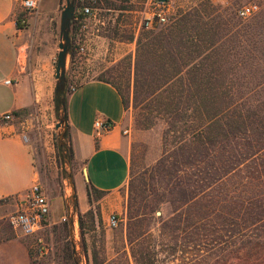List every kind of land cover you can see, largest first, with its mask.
<instances>
[{
  "label": "trees",
  "instance_id": "trees-1",
  "mask_svg": "<svg viewBox=\"0 0 264 264\" xmlns=\"http://www.w3.org/2000/svg\"><path fill=\"white\" fill-rule=\"evenodd\" d=\"M80 7L76 2L75 16L78 17L74 16V22H79L78 18L83 16L78 11ZM207 15V6L177 11L168 25L136 36L134 86L154 83L149 95L160 97L156 109L168 117L169 129L176 137L173 151L164 155L163 163L170 179L174 178L169 182L177 194L161 200L168 202L172 209L165 217L162 212L159 214L158 230L163 235L175 231L183 235L180 258L185 257L184 244L189 235L195 264H209L211 260L215 264H264V132L258 133L260 123L264 129V121H259L257 107L237 101H214L213 98L229 90L219 86L221 77L213 68L224 55L220 54L218 40L212 36L214 32L208 31L204 18ZM16 20L23 26L19 16ZM68 53L73 61V42ZM209 66L211 69L207 70ZM99 79L117 88L126 108L121 87L113 80ZM71 85L66 79L63 87L54 89L57 115L62 110L67 116V94L72 90ZM175 97H187L190 102L181 103L173 100ZM67 135L68 129L64 137ZM57 149L63 160H72L71 144H57ZM188 165L197 167L192 179L186 171ZM87 191L89 198L93 192L101 195V191L90 184ZM149 214L147 210L130 213L128 242L133 241L134 227L141 230L137 237L148 231L141 222ZM86 215L94 225L100 211L95 214L91 207L84 213L78 212L81 239H84ZM176 246L177 240L172 253L178 251ZM67 248L68 256L74 257L75 250ZM92 259L91 264H101L102 260L96 256ZM154 261L152 256L149 263L154 264ZM77 263L74 259L73 264Z\"/></svg>",
  "mask_w": 264,
  "mask_h": 264
},
{
  "label": "rangeland",
  "instance_id": "rangeland-1",
  "mask_svg": "<svg viewBox=\"0 0 264 264\" xmlns=\"http://www.w3.org/2000/svg\"><path fill=\"white\" fill-rule=\"evenodd\" d=\"M242 1L173 0L176 13L193 7L207 6L209 15L204 18L207 19L208 31L214 32L212 36L218 40L217 45L220 46V54L224 55L221 57V61L219 59L220 64H215L213 68L217 70L218 77H221L219 86L229 90V93H221L218 98H213L214 101H237L245 106L257 107L259 121L263 122L264 0H260V9L247 18H242L236 13V8ZM65 4L66 0H41L38 8L30 14L26 13V19L22 22L23 26L28 28L29 37L33 41L32 53L41 60H45L46 56L52 54L54 65H56L59 50L60 12ZM95 4L101 5L100 1H96ZM19 6L18 15H23L25 12L22 5ZM98 12L101 13L102 11L99 10ZM79 22H74L73 19L70 26V40L74 44L75 57L71 61L68 53L66 79L72 85L93 77L113 80L121 87L127 102L125 118L129 131L126 134L131 133L133 145L130 177L127 185L121 188V192L125 194V204L120 213L121 221L116 227H109L106 220V227L101 225L93 232L91 231L92 221L87 215L84 216V239H81L80 232L77 230L73 236L74 241H72L69 224H65L64 221L58 228L56 227L52 235L45 234L44 229L42 234L49 249L45 253H38L37 251L33 263L73 264L75 259L79 264L82 262L84 264L83 253H88L101 260L103 257L110 258L107 264H150L152 256L155 260L154 264H195L192 258L194 249L192 243L188 241L189 235L184 244L186 248L185 257L180 258L181 251L179 248L182 247L183 235L178 234L177 231L170 235H163L158 230L159 214L162 212V216L165 217L172 209L168 202L164 203L161 200L177 194L175 193L176 189L172 190L174 186H171L174 178L170 179V175L166 172V165L163 163L164 155L173 151L176 137L173 130L170 131L169 129L168 117L161 115L156 109L160 97L149 95V90L154 87V83L146 82L144 85L140 83L136 88L134 86L136 39L133 53L128 51L125 55L120 56L126 50L124 47L117 49L116 44L104 43L99 44L96 57L87 59L86 57H92L91 50L85 48L82 52H78L76 48V42L82 37L83 32L80 25L84 21L82 19ZM169 23L157 24L152 28L139 30L137 36L143 31L157 29ZM118 32L116 28L110 27V33L119 34ZM119 35L129 36L130 34L127 30H122ZM210 69V66L207 67V70ZM216 86L218 87V84ZM165 94L166 91L163 92V97ZM173 100L181 103L190 102L187 97L181 99L175 97ZM18 115H20V119H27L23 125L19 122L18 124L23 126L26 134L34 139L38 152V165L41 168L40 183L49 196L56 192L60 186L62 194L65 193L70 197L72 188L68 174L72 175L73 165L72 160H63V157L58 154L57 144L59 145L61 126L56 125L59 115L55 112L53 97H50L48 102H38L36 105L24 108ZM262 124L260 123L258 130L260 134L264 132L262 131L264 130ZM64 140L68 146L71 144L68 135L64 137ZM188 168L186 171L191 174L192 179L194 178L192 172L197 170V167L188 165ZM169 187H171L170 191L168 190ZM93 195L98 197L99 194L93 192ZM70 202L74 205L75 199L74 202L72 200ZM10 207L7 200L0 199V240L17 234L7 219V215L14 210ZM92 208L96 214L98 207ZM143 210L150 213L144 216L141 222L144 230L148 229V231L141 237H137L136 235L141 230L137 231V227H134L133 241L128 242L127 222L129 215ZM96 219V221L101 222V215ZM25 237L35 244L34 238ZM176 240L178 251L172 253ZM68 246L73 251L75 250L74 257L68 256ZM174 254H177L178 257L175 255V258ZM185 261L188 262L185 263ZM209 264L215 263L211 260Z\"/></svg>",
  "mask_w": 264,
  "mask_h": 264
},
{
  "label": "crops",
  "instance_id": "crops-1",
  "mask_svg": "<svg viewBox=\"0 0 264 264\" xmlns=\"http://www.w3.org/2000/svg\"><path fill=\"white\" fill-rule=\"evenodd\" d=\"M97 1L101 5L94 3L95 14L84 16V23L80 25L83 32L79 42L91 50L92 55L86 58L96 57L99 44L104 43L116 44L117 49L124 47L126 50L120 56L128 51L133 53L138 33L136 17L139 6H143L145 0ZM19 5L20 0H0V113L7 110L20 112L38 102H48L54 96L53 55L41 60L32 53L33 41L28 28L17 24ZM99 10L102 12L99 13ZM78 19L82 20L81 17ZM110 27L116 28L119 34L127 30L134 37L110 33ZM19 56L25 64L23 67L18 64ZM7 78L11 82H5ZM15 114L16 119L12 121H0V199L7 200L13 209L18 206L19 195L34 180L40 181L41 178L34 139L31 136L24 138L25 129L19 125L17 118L20 115ZM125 114L122 97L109 81L88 78L67 94V129L73 150L72 182L76 206L67 202V195L62 194L60 186L51 193L45 234L52 235L69 210H73L74 234L79 231L78 212L98 207L101 222L96 221L92 226L91 231L94 232L101 225L106 227L110 212L120 214L123 211L125 194L121 188L127 185L130 177L133 145L131 133L126 134L122 130L128 124ZM97 116L111 120L113 127L97 134L93 126ZM89 184L100 190L101 195L89 198ZM36 252L33 243L20 234L0 240V264H34ZM83 256L84 263L92 262L91 255L83 253ZM109 259L103 257L101 264H107Z\"/></svg>",
  "mask_w": 264,
  "mask_h": 264
},
{
  "label": "built area",
  "instance_id": "built-area-1",
  "mask_svg": "<svg viewBox=\"0 0 264 264\" xmlns=\"http://www.w3.org/2000/svg\"><path fill=\"white\" fill-rule=\"evenodd\" d=\"M41 0H20L23 11V15H18L20 21L24 22L26 19V13L30 14L33 10H36ZM97 0H76L80 3V11L83 16H93L95 14L94 3ZM260 9V0H243L242 3L236 8V13L242 18H247L254 15ZM175 14L173 0H145L143 6L139 8L136 17V26L138 31L142 29L152 28L154 25L168 23ZM76 18L78 17L75 16ZM84 23V22H83ZM82 23V24H83ZM76 48L78 52H82L85 46L79 41L76 42ZM21 57L18 58V64L24 66L21 61ZM5 82H11L10 78L5 79ZM75 86L71 85V89ZM20 119V116H17ZM16 119V114L12 110H7L0 113V121H12ZM27 119H20L19 122L23 125ZM114 123L108 118L97 116L93 120V126L97 134L112 128ZM124 133L129 131L128 127H124ZM24 138H27V134L24 131ZM50 214V198L38 179L34 180L30 187L19 195L18 206L7 215L10 226L17 234L21 236L32 237L35 240L33 246L38 251L47 252L49 247L44 242V236L42 231L49 222ZM62 221L67 219V214L62 216ZM121 221L120 214L116 211L109 213L107 217V225L109 227H116ZM85 264V263H84Z\"/></svg>",
  "mask_w": 264,
  "mask_h": 264
},
{
  "label": "water",
  "instance_id": "water-1",
  "mask_svg": "<svg viewBox=\"0 0 264 264\" xmlns=\"http://www.w3.org/2000/svg\"><path fill=\"white\" fill-rule=\"evenodd\" d=\"M76 11V0H66V4L63 6L60 12V41L58 42L59 50L57 52V59L55 65V90L59 87H63L66 82V63H67V56L69 52V48L71 46L70 40V26L74 19ZM58 127L61 126V130L59 132V145L66 144L64 140V135L67 129V116L65 113L60 110L59 120L56 124ZM69 182L72 188L71 196H66V200L74 202V184L72 182V175L68 174ZM69 203V202H68ZM67 203V205H69ZM73 210H69L67 214V220L69 223V230L72 241H74L73 236ZM75 249V248H74Z\"/></svg>",
  "mask_w": 264,
  "mask_h": 264
}]
</instances>
